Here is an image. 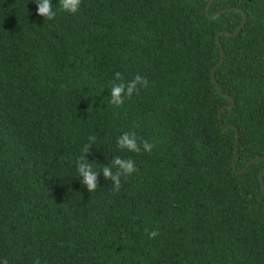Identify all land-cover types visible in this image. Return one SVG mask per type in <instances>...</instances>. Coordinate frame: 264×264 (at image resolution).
<instances>
[{"label": "trees", "instance_id": "16d2710c", "mask_svg": "<svg viewBox=\"0 0 264 264\" xmlns=\"http://www.w3.org/2000/svg\"><path fill=\"white\" fill-rule=\"evenodd\" d=\"M209 2L81 0L71 14L52 0L45 20L34 0H0V259L264 264V0ZM244 14L220 35V92L217 34ZM136 76L113 105L112 85ZM124 132L139 152L119 148ZM85 146L95 171L117 156L135 171L119 190L101 173L90 193Z\"/></svg>", "mask_w": 264, "mask_h": 264}, {"label": "clouds", "instance_id": "9594fccd", "mask_svg": "<svg viewBox=\"0 0 264 264\" xmlns=\"http://www.w3.org/2000/svg\"><path fill=\"white\" fill-rule=\"evenodd\" d=\"M37 5V15L44 17L45 20H51L55 17L56 12L53 10L52 0H34ZM60 9L64 12L75 14L80 6L81 0H58ZM117 79H119V73L116 74ZM143 85L145 82L140 76L127 84L120 82L114 83L110 89L111 103L113 105L119 106L123 102V97L131 96L133 91L137 88V84ZM92 137L90 140H94ZM117 144L121 149H127L129 152H139L141 150V144L138 143L137 138L134 134L129 132L122 133L118 139ZM152 145L148 141L142 142V148L146 152L152 150ZM89 146H85L82 149L83 156L78 161L76 165V178L79 179L81 185L86 187L91 193L96 190L98 185V175L103 174L107 181H110L115 190H119L121 186V178L130 176L135 171V163L131 159H124L117 156L114 161L109 164H102V168L99 172L95 171L92 164L89 163L87 159V154L89 152ZM158 235V232L151 231L148 232L149 238H154ZM0 264H7V261L0 259Z\"/></svg>", "mask_w": 264, "mask_h": 264}, {"label": "water", "instance_id": "95a60500", "mask_svg": "<svg viewBox=\"0 0 264 264\" xmlns=\"http://www.w3.org/2000/svg\"><path fill=\"white\" fill-rule=\"evenodd\" d=\"M214 0H210V2H209V4H208V8H207V11H209V8H210V6H211V4H212V2H213ZM227 10H230V8L229 9H222V10H219V11H217V12H215V13H213L212 15H211V17L212 18H214V17H216L217 15H219V14H221V13H223V12H225V11H227ZM246 21H247V14H244V19H243V21H242V23H241V25H240V27L238 28V30L237 31H235V32H230V31H220L218 34H217V39H218V42H219V45H220V47H221V50H222V58H221V61L216 65V66H214V68H213V70H212V79L214 80V82H215V85H216V87H217V89L220 91V92H222L221 91V89H220V85H219V82L217 81V79H216V69L218 68V66L224 61V56H225V51H224V49H223V46H222V43L220 42V35L221 34H227V35H235V34H237L238 32H240L241 30H242V28L244 27V25L246 24ZM226 97H228V98H230L231 100H232V103L230 104V105H225V106H223L221 109H220V111H219V117H220V122H221V124H222V127H223V129H228V128H236L234 125H232V124H223L222 123V111L225 109V108H231V107H233L234 106V103H235V101H234V99H233V97L232 96H230L229 94H226V93H223ZM238 144H239V131L236 129V148H235V153H234V159H233V167L235 168L236 167V156H237V152H238ZM257 158H261V157H257ZM257 158H253V159H251L247 164H246V166L241 170V171H237L238 173H243ZM263 158V157H262ZM263 174H264V169L263 170H261V172H260V179H261V186H262V190L264 191V177H263Z\"/></svg>", "mask_w": 264, "mask_h": 264}]
</instances>
